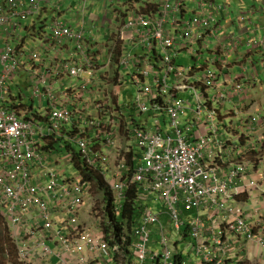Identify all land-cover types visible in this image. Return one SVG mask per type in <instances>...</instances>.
<instances>
[{"label": "built area", "instance_id": "obj_1", "mask_svg": "<svg viewBox=\"0 0 264 264\" xmlns=\"http://www.w3.org/2000/svg\"><path fill=\"white\" fill-rule=\"evenodd\" d=\"M194 1L197 8L192 12L188 0H163L158 15L141 10L130 12L119 31V42L142 46L146 54L155 44L162 59L151 60L144 54L135 59L144 76L136 102L120 103L113 110L103 102L97 105L101 111L93 108V101L89 102L91 90L85 85L76 90L59 89L49 85V81L55 76H80L83 72L90 78L88 82L105 76L112 63L110 56L104 68L97 67L89 44L78 57L73 53L65 58L63 48L52 46L45 35L37 43L24 41L20 20L33 14L38 3L0 0V33L4 32L6 37L5 43L0 44V212L10 226L20 261L189 264L188 260L178 259L173 243V231L178 235L187 225L196 240L194 251L203 264H225L226 255L235 246L230 241L232 236L244 237L264 252V232L255 229L244 207L236 201L239 183L247 175L248 157L253 149L262 148L263 139L257 138L261 119L221 118L227 102L241 99L245 83L226 75L224 68L218 66L217 56L205 59L201 45H207L210 38H218L223 29L220 16L228 5L215 0ZM50 27H59L57 36L79 37L62 20L54 21ZM233 45L237 47L239 42ZM254 47L264 48V38L258 39ZM44 53L52 54L54 65L41 62ZM190 55L198 64H174L177 58ZM127 57L130 54L125 55L122 65L128 64ZM25 58L31 64L40 61L35 67L37 80L28 87L33 92L32 102L21 97L17 104L12 102L15 94L8 81L14 78ZM158 61L163 65L155 68ZM243 68L247 70L246 65ZM169 78L173 79L171 86ZM119 80L122 83L123 76ZM21 92L24 94L25 90ZM188 92V98L179 99L180 93ZM184 105L196 115L205 113L207 120L181 122L179 113ZM146 113L153 115V126L134 127V117ZM77 115L84 123H79L80 134L74 142L86 165L104 175L114 195L116 212L122 210L130 185H139L140 203L147 204L133 230L130 253L114 243L113 236L104 229L81 224L80 215L89 206L94 184L76 169L74 154L69 153L66 161L77 171L65 174L51 165L54 152L39 146L40 136L62 133L64 125ZM167 118L169 132L163 130L162 121ZM37 119H48L50 127ZM201 127L208 130L206 135ZM239 128L249 139L248 150L241 148L240 141L245 136ZM124 131L136 148H123L120 139ZM130 153L134 166L129 163ZM235 155L243 157L242 163L234 160ZM250 186L259 183L252 179ZM159 201L163 209H157ZM195 212L190 218L189 213ZM163 215L170 223L165 222ZM210 220L212 226L206 224ZM153 225L159 227L158 231ZM210 228L215 230L212 242L203 237V232ZM155 234L159 236L156 241Z\"/></svg>", "mask_w": 264, "mask_h": 264}, {"label": "crops", "instance_id": "obj_2", "mask_svg": "<svg viewBox=\"0 0 264 264\" xmlns=\"http://www.w3.org/2000/svg\"><path fill=\"white\" fill-rule=\"evenodd\" d=\"M81 1L82 0H69L66 2L67 5H72L71 13L76 9L77 11L83 13L82 7L84 6V3L82 4L83 1ZM131 1L132 0H115L113 3H111V0L98 1V8L95 11L103 13V15H95L92 10L89 11V27L86 26V29L95 32L93 35L104 42V39L111 37L113 32H115L120 27L121 23L126 20L130 12L129 8H131L133 5L131 4ZM161 1L162 0H150L149 2H157V4H159ZM215 1L229 5L228 11L221 15L220 18L221 24L223 26V31L221 32L220 38L218 40L212 38L213 44L205 47L203 52L205 59H212L217 56L218 66H226V69H224V73L226 75H230L234 80H239L245 83V88L243 90V94L241 95V99H234L227 102L223 107L225 110L221 111V118L261 119V126L258 129L257 138L261 137L263 139L262 148L253 149L255 151L251 152L248 157L247 175L239 183L240 186L237 188L239 194L236 197V201L239 203V205L244 207L246 216L255 229L257 231L264 232V48L255 50L256 47H254V44L258 39L264 38V7L260 4L262 2L264 5V0ZM93 2H95V0H88L87 4L92 5ZM127 3L129 4L127 5ZM189 7L196 9L197 5L192 3ZM78 16V14L75 15L76 24H74V27L76 29L83 25V20ZM111 16L112 18H110ZM114 23L117 24L116 29L111 28ZM94 26H96V28ZM106 27L109 29V31L104 33L105 36L102 40V30ZM27 34V31L23 32L24 36ZM234 35L239 36L241 40L240 45L237 47L227 43L228 40ZM5 40L6 37L4 36V32H2V34L0 33V43H4ZM184 64H198V62H196L195 59L192 61L187 59L184 61ZM245 65L247 66L246 71L243 68ZM180 113L186 115L184 119H195L196 116V113L191 111L188 105H184L181 108ZM137 118L146 119V116ZM162 123L163 130L165 132H169L170 125L168 118L164 119ZM72 129L73 126L70 127L67 125L64 127V133L70 132ZM239 133L245 136L244 133L241 132L240 128ZM64 141H66L65 137L57 135L46 140L43 139L41 143L45 145L47 149L48 147H53L50 149L54 152V155L51 156V165L56 166L60 171H63L62 173L71 174L75 172V170L72 168V165L69 163V161H65L63 163L60 161L58 162L61 155L64 154V151L61 152V146L64 145ZM240 143L241 148L248 150L247 147L250 145L248 137L245 136V138L240 141ZM241 150L239 151V155L242 154ZM234 160L236 162L242 163V160L238 157V155H235ZM252 179H255L259 183V186L249 187V183L252 181ZM243 185H246L247 188L243 187ZM157 209H159L158 206ZM195 215L196 212L189 213L190 218H193ZM165 222L170 223V220L167 218ZM211 222L212 220L207 221L206 224L210 226ZM158 228V226L153 225L154 230L158 231ZM214 232L215 230L210 228V231L206 230L203 232V237L210 239L209 242H212V233ZM176 236H178V238ZM173 237L175 238L176 249L180 248L179 243L181 241H187L190 238L188 246L191 248L190 257H193L192 254L195 253L194 244L196 243V240H192L189 226L184 227V229L178 235L173 231ZM230 241L232 244H235V246H232L229 252H231L233 249V251L239 250V252L244 254L246 252L245 249H243L244 245L248 250L247 255L250 256L254 249H260L258 244L249 242L244 237H239V239H236L232 236ZM230 254L234 255L235 252H231ZM200 258H198L199 262ZM181 260L187 261L185 254Z\"/></svg>", "mask_w": 264, "mask_h": 264}, {"label": "bare ground", "instance_id": "obj_3", "mask_svg": "<svg viewBox=\"0 0 264 264\" xmlns=\"http://www.w3.org/2000/svg\"><path fill=\"white\" fill-rule=\"evenodd\" d=\"M114 1L115 0H111V3H113ZM192 3L196 4V2L194 0H188V2H187V4L189 6ZM128 4L129 3H127V5ZM131 4H133V5H132L131 8H129L130 12L141 10V11H143L145 13H148V14L149 13H154V14L158 15L160 9L162 8L163 0L159 4H157V2L150 3L148 1V2H146V4L143 7H140V8L136 7V1H131ZM263 7H264V5H263ZM189 8H190V12L196 10V9H194L192 7H189ZM130 12H129L128 16L130 15ZM224 13H226V12H224ZM128 16H127L126 20L121 23L120 27L115 32H113L111 37H109L107 39H104L105 40L104 42L101 41L99 38H96L93 35V31H90V30L86 29V26L89 27L88 19L87 20H83V25L80 26L77 29L74 27V24H76L75 22L73 23V22L64 21V24H67V26L70 27L73 31L79 33V37H75V36L71 37V36H67V35L66 36H57L56 35V30L59 27H57L56 29H54V28L51 29V27H50L54 23V21H52L51 24L46 25L45 29L43 30L42 36L45 35V37H48V39L51 41L53 46L55 45V46H57L59 48L61 46L63 48V53H64L63 57H65V58L72 57L73 53L75 54L76 57H78L80 55V52L84 49V47H86L87 44H89V45H91L90 52L96 55V65H97V67L99 66V67H103L104 68V66L106 64V61H107L108 57L110 56V59L112 60V63L114 65L120 66L122 70L127 69L128 70L126 72L127 76L129 78H131L132 81H137L139 79H144V76L141 75V73L138 71L137 62H135V59L137 60V58H140V55H142V54H144L146 57H147V55H149L151 60L157 59V55H158L159 51L156 49V45L155 44H154V47L152 48V50L149 53L146 54L145 53L146 48L144 49L142 46H138V47H134L133 45L125 46L123 42H119V31L122 28V26L127 22ZM106 17H108V16H106ZM220 18H221V16H220ZM220 24H221V20H220ZM94 27L96 28V26H94ZM221 27L223 28L222 24H221ZM222 31H223V29L219 32V36L215 40H218L220 38ZM26 36L27 35H25V37H24V41L30 42L32 44L33 43H37L38 38L40 39V37H38V36H36L34 38L26 37ZM236 41H238L239 45H240L241 40H240L239 36L234 35L228 40L227 43L233 45V43L236 42ZM143 44H145V43L143 42ZM211 44H213L212 38L209 39V43L207 45H203V43H202L201 49L204 50L205 47H208V45L210 46ZM128 54H130V56H131L130 58L127 57L128 58V64L122 65V60L125 58V55H128ZM182 59H192V60L195 59L196 62H197V59L194 56H191V55L186 57V58L182 57ZM39 62L40 61H37L34 64H31L25 58L24 63L21 64V66H20L18 72L15 74L14 78L8 81V85L13 90L15 89L16 85L14 83L16 81V76H17L18 73L21 72V70L23 68L25 70H29L30 69L33 72V74H32V84L31 85L36 83L37 77H36V73H35V67L37 66V64ZM41 62L45 63V64L51 63L52 65H54L56 61H55L54 57L52 56V54L44 53ZM159 62L160 61H158L157 63H159ZM162 65L163 64L160 65V63H159L157 65V67H155V68H160ZM179 65H181V64H179ZM184 66H187V65L185 64ZM220 67L226 69V66L222 65ZM109 73L110 72L105 74V76H101L99 78H95V79L93 78L90 82H88V80L90 78L84 72L81 73L80 76H73L71 74L64 75V76L60 75V76H55V78L53 80L49 81V85H54V86H56L59 89L60 88H64V87H67V88L69 87V88H75V90L78 89L79 87H82L83 85H85L86 88H88L89 90H92V91L102 90L103 87H108V88L121 87V85H116L111 80H106L107 77L109 76ZM104 81H107L109 84H105ZM168 82H169V79H168ZM25 88L26 87L21 86L20 87V91L21 90H26ZM27 89H28V87H27ZM13 98L14 97L12 96V99ZM130 104H132V103H130ZM149 115H151V114H148V113L142 114V115L137 114L134 117L135 118L134 119V123H135L134 127L139 126V127H142V128H147V127L150 128L151 127L150 125L153 123V121H152L151 118H149ZM143 116H146L147 118L146 119H138L137 118V117H143ZM37 121L39 123H41L43 126L47 127V128L50 127V123H49L48 119H37ZM82 121H83V119H80V116L77 115V116H75V118L72 120L71 123L64 125V127L69 125L70 127L73 126V129L74 128L79 129L78 128L79 123H84ZM180 121L183 122L182 119H180ZM122 122L125 123V119H122ZM64 127H63V132L62 133L58 134V133L53 132V133H50V134L47 133L44 136H40L38 138L39 146L44 151H51V150L47 149V147L45 145H43L41 142L43 141V139L46 140L48 138H52V137H55L57 135H61L62 137H65L66 141L67 140L71 141L75 145H77L74 142L76 137L73 138V137L70 136V134L64 133ZM123 127H124V125H123ZM79 131H80V129H79ZM123 134H125L127 136V138H129V135L125 131L123 132ZM66 141H64V143ZM247 148H250V147H247ZM79 150L81 152L80 148H79ZM63 151H64V154H63L64 156L61 155V157H63V158L60 157L61 158L60 162H64L66 160L67 155L69 153H71V152H68V151L62 149L61 152H63ZM137 153L140 155V153L138 151H137ZM239 158L242 160L243 157H239Z\"/></svg>", "mask_w": 264, "mask_h": 264}, {"label": "rangeland", "instance_id": "obj_4", "mask_svg": "<svg viewBox=\"0 0 264 264\" xmlns=\"http://www.w3.org/2000/svg\"><path fill=\"white\" fill-rule=\"evenodd\" d=\"M98 1L100 0H95V2H93V4H88V6L86 5V7L89 8V11H93L95 13V15H103V13H100L98 11H95L98 8ZM129 1V0H128ZM132 1H136V7L140 8L143 7L146 2L150 1V0H132ZM157 1V0H156ZM257 1V0H255ZM82 2V1H81ZM84 2H82L83 4ZM263 6V3H260ZM229 6V5H228ZM63 11L65 12V9H63ZM228 11V10H227ZM226 11V12H227ZM80 11H77V9L75 11H73L71 14H65L64 16V20L69 22L70 20H73L74 16L77 15ZM112 18V16L110 17ZM52 22H50L51 24ZM112 29H116L117 28V24L114 23V25L111 26ZM106 31H109V29L106 27L102 30V34H101V39H104V33ZM95 32H93L94 34ZM26 37H31L34 38L36 36H29L27 34ZM161 59L162 56L160 55V53H158L157 55V59ZM187 59H182V57H179L176 59L175 61V65H179L181 64V66L184 64V61ZM190 61H192V59H189ZM185 65V64H184ZM187 66H194L195 64H186ZM128 70L124 69L123 72L126 73ZM32 74L33 72L31 70H25L24 68L21 70L20 73L17 74L16 77V81H15V89L13 90L14 94L16 95L18 93V91L20 90L21 86L26 87L25 92L23 94V101H28L29 103L32 102L33 99V95H32V91L28 90L27 87H29V85L32 84ZM132 80L129 78L118 90V100L119 102L123 103V102H130L132 104H134L136 102V97L138 94V87L134 84H132L131 82ZM105 84H109L107 81H104ZM169 83H173V79L169 78ZM101 91H105L106 93L109 91L108 87H103V89ZM190 95V93H185V94H179V99H183V98H188ZM90 110V109H89ZM182 115V116H181ZM185 114H181L179 113V118L183 120V122H190L193 119H184L185 118ZM147 118V117H146ZM149 118L152 119V116L149 115ZM195 119L201 122H205L207 120V115L205 113H203L202 115H196ZM153 126V123L150 125ZM185 126V124L183 125V127ZM182 127V128H183ZM201 132L203 135L207 134V130L205 127H201ZM120 142L123 146L124 149H128V148H136L135 146V142L133 140H130L129 138H127V136L125 134L121 135V139ZM52 147H48V149L50 150ZM65 158V157H64ZM66 161V160H65ZM64 161V162H65ZM143 162L144 166H146V162L143 161V159L140 160V162ZM63 163V162H61ZM103 196L101 193H99L97 191V189H94L93 193H92V197L91 200L89 201V206L87 208H83L81 215H80V220H81V224L90 228H97L99 230H103L104 229V224L106 222V216H105V212H104V203H103ZM147 206V204H144ZM149 207L151 209H153V204H150ZM158 207L159 209H163V206L161 204V202H158ZM105 230V229H104ZM11 237V238H10ZM158 235H154L153 236V240H157L158 239ZM178 238V236H176ZM194 241V239H192ZM249 241V240H248ZM190 242V238L187 241H181L179 243V247L176 250H178L177 252H179L182 256H184V254L186 255L187 260L189 261V264H203L201 263V258L199 257V255L195 252L192 254L193 257H190L191 254V248L188 246V243ZM251 242V241H249ZM173 243H175V238L173 239ZM158 245H155V247H157ZM176 246V245H175ZM188 246V247H187ZM243 249H245V253L242 254V252H239V250L237 251H232L231 252H235L234 255L230 254L231 252H229L226 255V263L228 264H264V252L262 250H260L258 248L254 249L251 253L250 256L247 255L248 250L245 248V246L243 245ZM200 258V262L199 259ZM231 258V259H230ZM0 264H28L25 262L20 261L19 259V255H18V249L16 244L14 243V239L12 238V236H9L8 239H6L5 241H3L0 244Z\"/></svg>", "mask_w": 264, "mask_h": 264}, {"label": "trees", "instance_id": "obj_5", "mask_svg": "<svg viewBox=\"0 0 264 264\" xmlns=\"http://www.w3.org/2000/svg\"><path fill=\"white\" fill-rule=\"evenodd\" d=\"M67 133L74 138L78 136L79 129L74 128ZM61 149L74 154L75 167L84 173L85 178L94 184V189H97V191L102 194L104 201V212L106 216V222L104 224L105 232L107 235L113 236L114 243L120 244L126 249L127 253H130L131 246L134 241L133 230L138 225L144 209L146 208V205L140 203L139 200L141 193L139 185L129 186L123 208L118 213L115 209L114 195L110 185L98 170L89 168L86 165L79 147L73 142L67 140L64 145L61 146ZM132 157L133 153H130L129 163L134 166ZM163 218L166 219L167 216L163 215ZM9 236H12L10 226L8 225L3 214L0 212V244L8 239ZM183 257L184 256L178 252V259L180 261H182L181 258Z\"/></svg>", "mask_w": 264, "mask_h": 264}, {"label": "clouds", "instance_id": "obj_6", "mask_svg": "<svg viewBox=\"0 0 264 264\" xmlns=\"http://www.w3.org/2000/svg\"><path fill=\"white\" fill-rule=\"evenodd\" d=\"M69 0H36V3H38L39 7L35 9L33 14H30L27 18H22L20 20L22 28L20 33L23 34V32L27 31L29 36H38L42 37L43 30L45 29L46 25H49L52 21H65L64 16L65 14H71V6L67 5L66 2ZM84 2L83 13L79 12L78 17H80L82 20L88 19L89 14V8L86 7L88 0H82ZM31 2V1H30ZM65 9V12L63 11ZM76 17L74 16L73 20H70L69 22H75ZM6 41V40H5ZM4 41V43H5ZM3 44V43H0ZM53 46V45H52ZM55 46V45H54ZM109 76L106 80H111L116 85H123L129 77L126 73L123 72L120 66L114 65L111 63L110 70H109ZM125 74V75H124ZM120 76H123L122 83L120 82L119 78ZM131 79V78H130ZM132 84L136 85L139 90L141 91L144 84L143 79H139L137 81H131ZM171 86L172 83H169ZM120 87L117 88H109V91L106 93L105 91L96 90L92 91L88 94L90 98V103L93 101V108L101 110L97 107L98 104L107 102L108 103V109H114L116 106H118L121 102L118 100V93L117 90ZM138 95V94H137ZM21 97H23V93L19 90L18 93L14 96L12 99V102H17L19 104V101L22 100ZM137 98V97H136ZM127 102V101H126ZM124 103V102H123ZM130 103V102H129ZM106 107V109H107ZM92 108V107H88ZM222 115V114H221ZM153 117V115H151ZM136 146V144H135ZM134 150V149H133ZM77 169V168H76ZM75 169V171H77ZM106 180V179H105ZM188 215V214H187Z\"/></svg>", "mask_w": 264, "mask_h": 264}]
</instances>
